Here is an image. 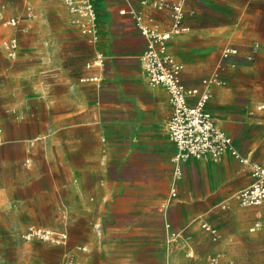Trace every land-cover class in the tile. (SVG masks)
Returning a JSON list of instances; mask_svg holds the SVG:
<instances>
[{
  "label": "crops",
  "instance_id": "0c3cea01",
  "mask_svg": "<svg viewBox=\"0 0 264 264\" xmlns=\"http://www.w3.org/2000/svg\"><path fill=\"white\" fill-rule=\"evenodd\" d=\"M130 1L159 30L170 25V12L155 5L182 4L189 30L171 38L168 51L182 64L181 79L188 88L201 87L225 48L238 49L219 71L225 84L210 86L206 108L242 156L261 162L253 151L262 132L253 126L256 119L239 112L237 99L241 90L255 85L242 74L264 61V0ZM97 18L100 44L98 13ZM134 36L114 57L95 51L104 58L102 67L90 68L89 77L99 81H83L94 85L89 100L81 93L65 95L55 108L45 99V109L56 112L25 145L29 172L41 187L17 211H24L27 224L48 226L32 218H58L79 264H211L209 258L218 253L223 254L218 264H237L236 230L226 231L220 223L244 211L233 196L251 184L250 169L224 152L216 161L179 163L181 174L175 177V147L166 129L168 94L148 85L139 62L145 39L136 31ZM83 129L89 132L88 145ZM201 223L219 230L218 243ZM171 232L180 234L173 243L168 242Z\"/></svg>",
  "mask_w": 264,
  "mask_h": 264
},
{
  "label": "rangeland",
  "instance_id": "374dc122",
  "mask_svg": "<svg viewBox=\"0 0 264 264\" xmlns=\"http://www.w3.org/2000/svg\"><path fill=\"white\" fill-rule=\"evenodd\" d=\"M95 1L102 28V40L97 45L89 43L71 24L63 0H0V264H58L64 250L61 245L23 239L29 225L61 231L58 218H32L49 223L48 226L27 224L24 211L17 209L19 204L31 203L35 191L41 187L34 183L29 172L25 145L33 133L41 134L40 127L49 120V113L56 112L45 109V99L53 101L55 108L58 98L65 95L79 97L81 93L89 100V88L94 85L82 81L92 73L87 64L98 51L114 57L125 40H135L134 33L138 30L132 16L119 13L126 0ZM242 77L255 82L241 90L237 102L239 112L256 119L253 126L262 132L253 151L261 161L264 160V61ZM257 105H262V109L249 116L248 112ZM80 134L88 145V130L83 129ZM233 216L231 222L220 224L226 225V231L236 230L232 233L239 243L237 264H264V205L245 208ZM255 222L257 229L249 231ZM68 248L67 244L65 249Z\"/></svg>",
  "mask_w": 264,
  "mask_h": 264
},
{
  "label": "built area",
  "instance_id": "2783aa9c",
  "mask_svg": "<svg viewBox=\"0 0 264 264\" xmlns=\"http://www.w3.org/2000/svg\"><path fill=\"white\" fill-rule=\"evenodd\" d=\"M63 2L70 16L71 24L89 43L97 44L99 28L94 0H63ZM141 4L146 5V2L142 1ZM166 6L169 9L171 21L165 30L150 26L148 21L151 18L146 19L143 11L135 9L130 0H126L124 8L119 13H129L139 34L145 39V47L139 56V62L148 85L164 88L168 94L171 114L166 129L168 138L175 147V154L172 158L176 164L175 177H180L181 172L178 164L181 162L190 158L216 161L224 152H228L240 163L249 167L252 178L251 184L238 191L233 199L242 208L260 206L264 204V160L254 162L248 157L242 156L234 146L232 138L216 125L211 112L206 108L212 96L210 86L225 84V81L219 76V71L226 60L238 54V49L227 47L221 52L216 70L200 81L201 87H186L181 79L183 66L169 53L168 41L174 36L187 33L189 28L184 23L185 14L181 3L167 5L161 1L155 5L157 9ZM256 48L257 44L254 43L251 52L254 53ZM102 65L103 55L96 53L87 67L97 68ZM229 65L234 67L235 63ZM82 81H99V78L91 76L83 78ZM261 109L262 105L255 106V110L249 111V116L255 115V112ZM175 194L173 188L171 195L175 196ZM225 207H227L226 204L222 205V208ZM200 227L209 235L211 241L216 242L220 239V232L215 226L201 223ZM257 227L258 224L255 223L249 228V231L253 232ZM178 238H180L179 233L171 232L168 242L173 243ZM23 239L25 241L37 239L41 242L61 245L64 250L58 264H79L75 253L65 249L67 233L64 231L29 225L23 234ZM82 249L84 250V248ZM222 256V253L211 256L210 263L218 264Z\"/></svg>",
  "mask_w": 264,
  "mask_h": 264
}]
</instances>
